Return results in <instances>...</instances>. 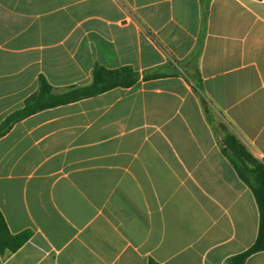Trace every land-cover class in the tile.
<instances>
[{
    "label": "crops",
    "instance_id": "obj_1",
    "mask_svg": "<svg viewBox=\"0 0 264 264\" xmlns=\"http://www.w3.org/2000/svg\"><path fill=\"white\" fill-rule=\"evenodd\" d=\"M96 65L138 79L0 135V210L31 231L0 264H237L259 209L221 148L264 160V0H0V124L40 75L61 92Z\"/></svg>",
    "mask_w": 264,
    "mask_h": 264
},
{
    "label": "trees",
    "instance_id": "obj_2",
    "mask_svg": "<svg viewBox=\"0 0 264 264\" xmlns=\"http://www.w3.org/2000/svg\"><path fill=\"white\" fill-rule=\"evenodd\" d=\"M158 73L144 74L143 79L158 76ZM138 79V72L130 66L108 69L96 65L92 71V81L86 85H71L61 92L54 91L43 75L38 78V89L26 98L22 108L9 114L0 124L2 135L15 120L37 110L56 106L95 95L115 86H130ZM222 152L229 158L240 177L251 188L259 209L258 234L253 244L236 256L237 264H242L250 254L264 250V160L255 158L236 137L229 135L222 139ZM31 236V231L25 229L11 233L0 210V253L12 252L24 244ZM147 264H160L153 258Z\"/></svg>",
    "mask_w": 264,
    "mask_h": 264
},
{
    "label": "rangeland",
    "instance_id": "obj_3",
    "mask_svg": "<svg viewBox=\"0 0 264 264\" xmlns=\"http://www.w3.org/2000/svg\"><path fill=\"white\" fill-rule=\"evenodd\" d=\"M194 68H192V70H193ZM176 70H178V68H175V67H171V68H168L166 71H167V73H175L176 72ZM190 74L191 75H194V73L192 72H190ZM209 119H208V121H209V123L216 129V134H217V136L218 137H220L221 135H220V133H218V131H217V129L218 128H221L222 126H224V122H222L221 120H220V118H218V116L216 115V113L215 112H213V115L211 116V115H209V117H208Z\"/></svg>",
    "mask_w": 264,
    "mask_h": 264
}]
</instances>
